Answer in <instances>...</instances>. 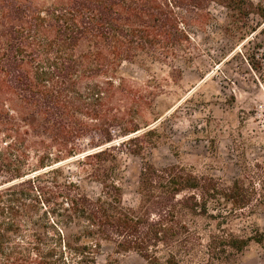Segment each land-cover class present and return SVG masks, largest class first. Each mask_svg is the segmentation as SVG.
<instances>
[{"label":"trees","instance_id":"1","mask_svg":"<svg viewBox=\"0 0 264 264\" xmlns=\"http://www.w3.org/2000/svg\"><path fill=\"white\" fill-rule=\"evenodd\" d=\"M212 4L232 37L264 17L252 0H0V264H96L105 244L108 264L130 251L144 264H231L263 240L245 211L262 200L249 169L226 182L146 156L164 92L149 71L172 80L192 60L188 28L206 26ZM120 152L142 159L134 205Z\"/></svg>","mask_w":264,"mask_h":264},{"label":"rangeland","instance_id":"2","mask_svg":"<svg viewBox=\"0 0 264 264\" xmlns=\"http://www.w3.org/2000/svg\"><path fill=\"white\" fill-rule=\"evenodd\" d=\"M252 1L264 10V0ZM209 8L212 20L206 26L188 28L195 45L192 60H177L172 80L166 66L155 64L149 71L164 92L157 99L158 115L149 119L159 124V143L146 156L156 166L180 163L226 182L249 169L262 200L245 211L263 240L251 241L231 264H264V170L256 168L264 166V17L252 14L249 33L232 37L223 30L226 10L216 4ZM122 72L138 80L149 77L135 64L125 63ZM120 156L123 202L134 205L142 159L127 152ZM69 171L76 169L70 165ZM84 186L91 196L99 192L95 182ZM111 250L105 244L96 264H108ZM114 256L118 264H144L132 251Z\"/></svg>","mask_w":264,"mask_h":264}]
</instances>
